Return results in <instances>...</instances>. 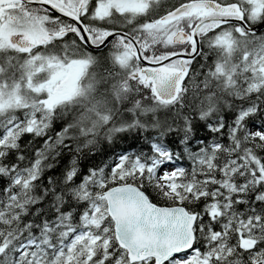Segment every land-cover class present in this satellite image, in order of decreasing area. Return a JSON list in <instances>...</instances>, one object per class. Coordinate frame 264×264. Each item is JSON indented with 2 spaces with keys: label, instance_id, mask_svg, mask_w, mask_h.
<instances>
[{
  "label": "snow or ice",
  "instance_id": "obj_1",
  "mask_svg": "<svg viewBox=\"0 0 264 264\" xmlns=\"http://www.w3.org/2000/svg\"><path fill=\"white\" fill-rule=\"evenodd\" d=\"M0 264H264V0H0Z\"/></svg>",
  "mask_w": 264,
  "mask_h": 264
}]
</instances>
